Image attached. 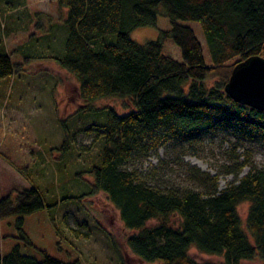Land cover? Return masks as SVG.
<instances>
[{
    "label": "trees",
    "instance_id": "obj_1",
    "mask_svg": "<svg viewBox=\"0 0 264 264\" xmlns=\"http://www.w3.org/2000/svg\"><path fill=\"white\" fill-rule=\"evenodd\" d=\"M10 1L7 8L18 5ZM56 1L67 9L68 36L64 54L55 59L77 79L85 102L79 110L113 97L132 99L136 105L126 114L105 106V123L83 125L86 133L105 140L100 164L88 172L95 178L93 193L104 192L132 232L130 249L148 263L243 264L260 259L264 264V168L253 165L237 184L219 189V176L194 166L191 174L205 189L201 191L166 188L126 167L162 144L195 147L219 133L264 146V111L234 101L225 90L238 63L264 57V0ZM161 14L172 26L158 39L142 43L132 38L134 30L156 26ZM183 21L201 25L211 64L195 30ZM169 39L181 48L182 61L164 52ZM23 64L0 53V80L18 74ZM69 119L62 120L66 145L75 138L70 132L76 118ZM250 165L243 162L240 171ZM245 202L250 207L244 220L239 206ZM49 207L36 185L16 195L1 196L0 190V221L17 216L26 247L34 243L24 230L25 216ZM1 239L0 232V264H82L46 250L39 259L19 244L2 255ZM193 247L224 260L200 261L191 254Z\"/></svg>",
    "mask_w": 264,
    "mask_h": 264
},
{
    "label": "rangeland",
    "instance_id": "obj_2",
    "mask_svg": "<svg viewBox=\"0 0 264 264\" xmlns=\"http://www.w3.org/2000/svg\"><path fill=\"white\" fill-rule=\"evenodd\" d=\"M14 1L18 5L12 9L6 7L10 0H0V53L24 64L18 74L0 80L1 196L16 195L36 185L51 207L25 216L24 230L34 243L30 247L21 239L17 216L1 219L2 255L19 244L23 252L39 259L43 258L41 250H46L64 261L80 259L82 264H159L145 262L130 249L127 239L132 232L125 228L119 210L107 195L102 191L93 193L95 178L88 172L100 164L105 140L98 141L94 134L86 133L83 125L90 128L105 123V106L114 107L120 114L129 113L136 108L134 101L113 97L94 102L91 110H79L85 102L80 99L77 79L55 59L65 52L67 9L56 0ZM182 23L195 30L206 61L211 64L201 25L195 21ZM171 26L170 19L161 14L156 26L140 27L131 36L145 43L158 39ZM164 52L183 60L181 48L172 39L166 41ZM77 110V120L69 119ZM84 110L87 116L80 120ZM68 119H75L70 132L75 140L66 145L62 120ZM247 160L252 165L240 171ZM253 165L264 168V146L219 133L195 147L162 144L149 156L131 160L126 167L166 188L204 191L191 174L192 167L219 176V189H224L237 184ZM249 207L250 202L239 206L244 220ZM175 221L179 222V218ZM251 240L254 242L252 237ZM191 254L200 261L224 260L223 256L202 253L195 247ZM243 264L263 262L244 260Z\"/></svg>",
    "mask_w": 264,
    "mask_h": 264
},
{
    "label": "water",
    "instance_id": "obj_3",
    "mask_svg": "<svg viewBox=\"0 0 264 264\" xmlns=\"http://www.w3.org/2000/svg\"><path fill=\"white\" fill-rule=\"evenodd\" d=\"M225 90L234 101L264 111V57L238 63Z\"/></svg>",
    "mask_w": 264,
    "mask_h": 264
}]
</instances>
